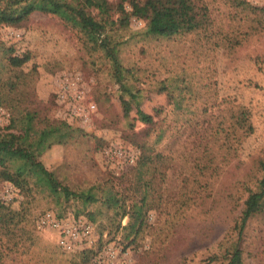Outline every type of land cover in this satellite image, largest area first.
Listing matches in <instances>:
<instances>
[{"label":"rangeland","instance_id":"1","mask_svg":"<svg viewBox=\"0 0 264 264\" xmlns=\"http://www.w3.org/2000/svg\"><path fill=\"white\" fill-rule=\"evenodd\" d=\"M123 1L130 9L133 0ZM244 1L256 11L203 0L211 23L192 33L153 37L135 18L108 30L131 98L105 55L58 17L35 12L20 27L0 25V68L9 55L29 57L24 81L1 93L0 140L30 150L73 191L118 187L122 175L130 187L142 145L166 158L159 206L131 244L101 202L0 183L4 213L16 215L0 224V264H222L234 242L244 264H264V212L240 236L234 229L264 148V0ZM122 98L131 101L127 117ZM136 106L154 118L148 133ZM241 107L247 137L232 127Z\"/></svg>","mask_w":264,"mask_h":264},{"label":"trees","instance_id":"2","mask_svg":"<svg viewBox=\"0 0 264 264\" xmlns=\"http://www.w3.org/2000/svg\"><path fill=\"white\" fill-rule=\"evenodd\" d=\"M225 1L235 8L256 11V8L244 0ZM35 12L56 16L76 29L83 41L91 46V50L105 55L110 62L115 81L124 88L122 92L129 95L130 91L122 82L123 74L128 71L122 67L118 56L119 43L113 41L108 30L123 29L135 18L145 22L146 34L153 37H171L205 30L211 23L209 8L203 0H133L130 9L125 7L123 0H0V25L20 27ZM28 60L27 55L6 57L4 66L0 68V96L6 89L13 92L19 82L24 81L19 68ZM121 104L124 116L127 117L132 108L131 101L122 98ZM135 108L137 120L146 127L148 133L155 125L153 116L143 112L138 106ZM232 123L233 130L239 131L241 137L253 133L249 112L243 107L234 114ZM161 138L159 135L157 142ZM140 149L142 156L135 167L136 174L130 187L123 185L125 179L122 175L118 187L110 181L105 186L73 191L47 170L38 156L30 150L16 147L11 141L0 140V183L10 182L22 192L35 188L49 195L61 196L65 202H101L107 210L112 211L107 216L108 222L116 231H127L125 238L131 244L148 227L149 211L159 206L160 196H156V183L163 182L165 178L160 168L166 167V158L161 154L152 155L143 145ZM262 153L257 160V168L262 175L243 202L234 225L237 236L242 234L251 219L264 212V148ZM5 209L0 202V224L4 227L12 223L16 216L12 212L4 213ZM124 218L128 221L122 227L121 221ZM217 259L218 257H211L208 261ZM221 260L222 264H244L243 252L237 242L231 245Z\"/></svg>","mask_w":264,"mask_h":264},{"label":"built area","instance_id":"3","mask_svg":"<svg viewBox=\"0 0 264 264\" xmlns=\"http://www.w3.org/2000/svg\"><path fill=\"white\" fill-rule=\"evenodd\" d=\"M49 220H50V216H47V217L44 219V221H47V222H49ZM50 223H51L53 226H56V227L59 225V224L56 223V221H54V220L50 221Z\"/></svg>","mask_w":264,"mask_h":264}]
</instances>
